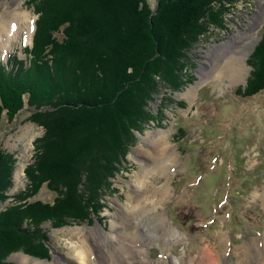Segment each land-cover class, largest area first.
<instances>
[{
  "label": "rangeland",
  "instance_id": "rangeland-1",
  "mask_svg": "<svg viewBox=\"0 0 264 264\" xmlns=\"http://www.w3.org/2000/svg\"><path fill=\"white\" fill-rule=\"evenodd\" d=\"M145 1L155 9L159 0ZM220 2L222 5L214 4L201 19L205 33L188 36L189 48L177 66L170 69L162 60L159 76L148 81L141 126L132 131L123 166L103 189L100 213L86 222L67 220L63 215L55 216V221L44 220V215L37 222L25 221L24 228L32 234L29 251L48 257L37 259L17 251L1 264H19V255L29 259L26 264H81L77 257L83 249L94 250L92 259L97 261L101 256L95 242L98 236L105 237L111 250H119L129 243V232L136 233L142 241L139 249L154 264H203L201 257L208 252L220 264H254L253 245L264 252V90L246 97L238 90L245 93L249 85L253 71L249 61L262 41L264 0ZM36 3L0 0V26L11 23L12 39L21 27L7 50H0V79L16 69L17 62L25 69L32 67L31 51L40 18ZM12 17L15 20H7ZM25 17L29 22H22ZM28 23L36 26L30 40L25 31ZM244 34L252 35V41L231 53H244L239 63L247 72L245 81L216 84L211 77L205 79L213 52ZM31 114L27 106L14 118L5 113L0 120V152L10 161L8 178L12 182L9 198L0 201V215L26 206V202L53 205L61 196L45 186L28 197L27 169L36 166V144L46 134L35 121L39 117ZM150 131L166 136L170 152L175 151V162L167 171L144 179L139 187L137 174L143 171L144 160L137 151L152 150L143 141ZM137 189L145 193L139 212L134 201ZM135 209L139 215L132 212Z\"/></svg>",
  "mask_w": 264,
  "mask_h": 264
},
{
  "label": "trees",
  "instance_id": "trees-1",
  "mask_svg": "<svg viewBox=\"0 0 264 264\" xmlns=\"http://www.w3.org/2000/svg\"><path fill=\"white\" fill-rule=\"evenodd\" d=\"M33 1L40 15L31 51L34 69L17 62L0 79V120L27 106L39 117L35 121L46 134L36 144V166L27 169L28 197L45 186L61 196L53 205L26 202L1 213L0 264L17 251L48 257L29 251L32 234L25 221L63 215L86 222L100 213L103 189L123 166L132 131L141 126L148 81L159 76L162 60L170 69L177 66L189 48L188 36L205 33L206 10L222 5L221 0H159L153 9L145 0ZM249 64V85L245 93L238 90L245 97L264 90V33ZM9 162L0 152L3 202L12 185Z\"/></svg>",
  "mask_w": 264,
  "mask_h": 264
},
{
  "label": "bare ground",
  "instance_id": "bare-ground-1",
  "mask_svg": "<svg viewBox=\"0 0 264 264\" xmlns=\"http://www.w3.org/2000/svg\"><path fill=\"white\" fill-rule=\"evenodd\" d=\"M0 16L3 18V14L0 9ZM18 17V16H16ZM15 20V17L9 18L7 20ZM28 18L25 17L22 19V22H26ZM29 22V21H28ZM10 27L11 23H4L0 26V50H7L6 46L11 44V40L15 39L18 34L21 31V27L19 26L18 32L15 35V37L12 39L9 37L10 33ZM36 30L35 24H29L26 27V33L29 36V40L32 38L33 33ZM15 34V32H13ZM20 36V35H19ZM252 36V35H251ZM249 34H244L242 37L235 36L233 38V42L231 44H225L219 49L215 50L213 52L214 57L212 61V67L210 69H206V78L211 77L213 81L216 82V84H222L225 81H231L232 84H239L245 81L247 77V72L245 70V67H243L239 63L241 61L240 56L244 53H231L236 51L237 47L241 48V44L245 43L246 41H249L253 39ZM239 48V49H240ZM240 52V51H239ZM226 60V62L224 61ZM203 79V80H205ZM203 83V82H201ZM162 132V131H161ZM159 132V133H161ZM154 133H157V131H150L147 133V137L143 139L145 143H149L152 145L151 151H144L140 152L137 151L140 158L144 160L142 162L141 166H144V169L141 173L137 174L138 180L136 182L137 186L141 187L144 185V179H147L148 177L152 176L153 173H163L167 171V169L173 166V163L175 162V151L172 153L169 150V143L166 141V136L159 135L158 133L154 135ZM151 182V181H150ZM136 197L134 200L136 203L135 208L139 209L141 211L140 202L145 198V193L141 192L139 189L135 191ZM262 198V196H260ZM137 209L132 212L134 214H138ZM136 211V212H135ZM143 214L146 213V210H142ZM131 212V211H130ZM134 215V216H135ZM133 217V216H132ZM157 219H159V223L162 222V217L159 215H156ZM136 233H130L127 235V241L129 242L127 245L123 247V249L119 250H111L109 247L106 246V243L104 242L105 237L98 236L99 239H95L96 242V248L98 251H100L101 256L97 257V261H93L92 254L94 253V250H81L79 253L77 259L81 264H100V261L103 262V264H154L149 262L146 257L144 256L143 249H139L140 246L139 243L142 242L136 235ZM98 235H100L98 233ZM79 237V236H77ZM227 245V242H225ZM227 251V250H226ZM251 251L253 252V261L254 264H264V252H261L260 249L256 244L253 245ZM109 259V261H108ZM203 264H220L216 259L213 257L212 253L208 252L204 255V257H201ZM28 258L22 255H19L17 257V261L19 264H26L28 263ZM43 264V263H38ZM56 264V263H53ZM58 264V263H57ZM194 264V262H193Z\"/></svg>",
  "mask_w": 264,
  "mask_h": 264
}]
</instances>
